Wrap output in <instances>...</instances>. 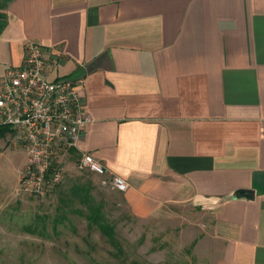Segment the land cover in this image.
<instances>
[{
    "label": "crops",
    "instance_id": "1",
    "mask_svg": "<svg viewBox=\"0 0 264 264\" xmlns=\"http://www.w3.org/2000/svg\"><path fill=\"white\" fill-rule=\"evenodd\" d=\"M0 79L36 42L82 79L73 157L127 184L140 220L178 222L197 264H264V0H12Z\"/></svg>",
    "mask_w": 264,
    "mask_h": 264
},
{
    "label": "rangeland",
    "instance_id": "2",
    "mask_svg": "<svg viewBox=\"0 0 264 264\" xmlns=\"http://www.w3.org/2000/svg\"><path fill=\"white\" fill-rule=\"evenodd\" d=\"M64 161L57 185L27 195L26 153L0 140V264H197L180 220L132 217L108 180Z\"/></svg>",
    "mask_w": 264,
    "mask_h": 264
},
{
    "label": "built area",
    "instance_id": "3",
    "mask_svg": "<svg viewBox=\"0 0 264 264\" xmlns=\"http://www.w3.org/2000/svg\"><path fill=\"white\" fill-rule=\"evenodd\" d=\"M58 60L57 56H47L39 43L29 41L21 64L6 69L0 79V140L6 138L23 147L26 163L20 174V190L37 197L62 180L63 162L73 157L90 121L78 92L83 80L49 78ZM74 164L78 170L100 177L107 173L90 154H81ZM108 181L116 191L127 189L120 177L112 176Z\"/></svg>",
    "mask_w": 264,
    "mask_h": 264
},
{
    "label": "trees",
    "instance_id": "4",
    "mask_svg": "<svg viewBox=\"0 0 264 264\" xmlns=\"http://www.w3.org/2000/svg\"><path fill=\"white\" fill-rule=\"evenodd\" d=\"M10 1L12 0H3L2 3H0V33L2 32L6 24L3 9ZM2 133H3V130H0V137L2 136ZM92 220L95 222L98 220V217L94 216L92 217Z\"/></svg>",
    "mask_w": 264,
    "mask_h": 264
}]
</instances>
